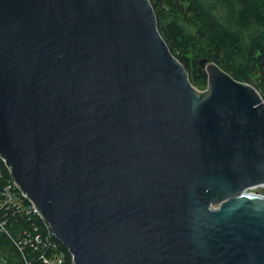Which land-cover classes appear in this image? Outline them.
I'll return each mask as SVG.
<instances>
[{"label": "water", "instance_id": "95a60500", "mask_svg": "<svg viewBox=\"0 0 264 264\" xmlns=\"http://www.w3.org/2000/svg\"><path fill=\"white\" fill-rule=\"evenodd\" d=\"M151 0H0V156L73 264H264V100Z\"/></svg>", "mask_w": 264, "mask_h": 264}, {"label": "trees", "instance_id": "16d2710c", "mask_svg": "<svg viewBox=\"0 0 264 264\" xmlns=\"http://www.w3.org/2000/svg\"><path fill=\"white\" fill-rule=\"evenodd\" d=\"M162 37L196 88L208 86L201 60L216 63L264 100V0H151ZM0 190L11 175L0 160ZM10 247L0 239L2 248ZM65 264H73L68 250ZM11 250V247H10Z\"/></svg>", "mask_w": 264, "mask_h": 264}, {"label": "built area", "instance_id": "2783aa9c", "mask_svg": "<svg viewBox=\"0 0 264 264\" xmlns=\"http://www.w3.org/2000/svg\"><path fill=\"white\" fill-rule=\"evenodd\" d=\"M11 179L0 190V239L9 242L10 255L0 264H65V253L41 211L15 183L11 169L0 156ZM1 178V171H0Z\"/></svg>", "mask_w": 264, "mask_h": 264}, {"label": "rangeland", "instance_id": "374dc122", "mask_svg": "<svg viewBox=\"0 0 264 264\" xmlns=\"http://www.w3.org/2000/svg\"><path fill=\"white\" fill-rule=\"evenodd\" d=\"M207 87L208 86H206L205 88H197V90H199L200 92H204V91H206L207 90ZM264 191V187H260V188H255V189H253V190H251L250 192L251 193H255V194H261L262 192ZM10 247H8L7 245H6V247L4 246L3 248H2V250H1V253L2 254H5V257L6 256H9L10 255Z\"/></svg>", "mask_w": 264, "mask_h": 264}]
</instances>
